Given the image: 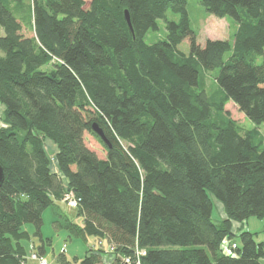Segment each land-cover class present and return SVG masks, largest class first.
<instances>
[{"label":"trees","instance_id":"trees-1","mask_svg":"<svg viewBox=\"0 0 264 264\" xmlns=\"http://www.w3.org/2000/svg\"><path fill=\"white\" fill-rule=\"evenodd\" d=\"M187 2L0 0V264L46 256L43 213L60 212L69 192L82 224L63 212L55 222L106 239L116 263L263 264L264 240L233 226L264 218V0H202L237 24L230 39L204 45ZM159 19L165 37L149 43ZM186 38L188 53L179 48ZM217 68L209 93L204 73ZM229 102L255 126L232 118ZM87 131L105 158L87 146ZM212 198L223 206L220 221ZM32 236L39 241L28 252ZM225 239L237 244L232 254ZM104 253L55 256L58 264H101Z\"/></svg>","mask_w":264,"mask_h":264},{"label":"rangeland","instance_id":"rangeland-1","mask_svg":"<svg viewBox=\"0 0 264 264\" xmlns=\"http://www.w3.org/2000/svg\"><path fill=\"white\" fill-rule=\"evenodd\" d=\"M87 4H89V0H86ZM187 9L189 12L191 27L197 33V40L199 43L204 45L206 39H230L233 33L237 29L236 21L233 17H217L207 12L205 9L202 0H188L187 2ZM170 18L178 20L179 15L169 13ZM159 29L149 31L146 36V41L149 43L155 42L157 40L163 39L166 34L165 29V21L162 19L158 20ZM0 35H4V31L0 25ZM179 48L188 53L189 52V39L186 38L183 42L179 45ZM0 53H2L0 49ZM228 56V55H227ZM264 61V55L258 57L257 62L262 63ZM46 69L47 66L42 67ZM219 73V69H212L208 70L204 73L205 80L207 83V90L211 93L216 87V76ZM226 109L230 112L232 118H234L239 124L244 126L245 128H253L255 124L247 118L244 113H242L237 105L233 102H229L226 105ZM3 108L0 104V126L3 124L1 116L3 114ZM260 130L264 134V123L260 125ZM85 142L87 146L95 151L97 155L101 158L106 157V150L102 143L93 136L90 132H85ZM52 144L55 147V144L50 139H46L45 146L49 156L52 159V165L54 166L56 163V149L52 150L49 146ZM56 148V147H55ZM213 200V211H212V218L215 221H220L224 216L225 213L223 212L222 205L220 201L216 198H212ZM60 212L68 215L72 220L77 223L82 224V217L76 214V209L72 206H69L67 203H58ZM60 212H58L53 206L48 207L45 209L43 213L44 224L42 227V232L45 237H51L52 243L51 245L47 246V259L49 260L50 264H58L56 260V254L61 251H65L66 255L69 258H73L74 256L83 257L88 249H97L98 240L94 236H87V237H79L73 234H70L69 230L59 225L56 220L59 219ZM224 213V214H222ZM24 228L28 230L31 234H33L34 226L31 223L25 224ZM251 230L253 232H257L256 239L258 241L264 240V218H257L251 217L247 221L243 222L242 225L234 224V230L237 232L240 230ZM33 241L38 243V238L32 236L31 240H25L24 243L27 247L28 252L31 250V246ZM227 241H225V244ZM100 249V248H98ZM102 249V248H101ZM104 250V249H103ZM35 253L32 252L29 256L31 259L37 260L38 264L39 261L37 258H33L31 255ZM29 254V253H28ZM114 264H122V260L117 262L115 259L113 260Z\"/></svg>","mask_w":264,"mask_h":264},{"label":"built area","instance_id":"built-area-1","mask_svg":"<svg viewBox=\"0 0 264 264\" xmlns=\"http://www.w3.org/2000/svg\"><path fill=\"white\" fill-rule=\"evenodd\" d=\"M65 200L67 201L68 205L69 206H72V207H75L77 205V201L74 197V195L69 192L65 195ZM225 241H227V243L225 244ZM224 247H225V252L228 253V254H232V251L234 248L237 247V244L236 242H230L229 240L225 239L224 240ZM33 258H37L38 261H39V264H50L49 263V260L47 259L46 256H41V255H38L36 252L33 253L31 255ZM122 264H143L141 262V260L139 259V257L137 258V260H135V262L132 261L131 257H128V256H125L124 258H122Z\"/></svg>","mask_w":264,"mask_h":264},{"label":"crops","instance_id":"crops-1","mask_svg":"<svg viewBox=\"0 0 264 264\" xmlns=\"http://www.w3.org/2000/svg\"><path fill=\"white\" fill-rule=\"evenodd\" d=\"M91 0H89V2H90ZM2 108H3V110H4V106L2 105ZM50 147H51V149L52 150H54V149H56L52 144H50L49 145ZM57 151V150H56ZM53 169L54 170H58V167H57V165H56V163H55V165L53 166ZM60 203H64L63 201H61V202H59V204ZM222 205V204H221ZM223 207V206H222ZM223 209V208H222ZM224 212V211H223ZM222 214H224V213H222ZM237 223H235V225H236ZM239 225H242V224H239ZM233 228H234V226H233ZM44 235V234H43ZM96 239L98 240V243H97V249L98 248H102V249H104L105 250V253L103 254V262L101 263V264H114L113 263V260L115 259V257L113 256V254L111 253V252H109V250H110V243L106 240V239H98L97 237H96ZM263 241V240H262ZM32 244H37V242L35 243L34 241H33V243ZM32 247V246H31ZM36 252V251H35ZM48 253V252H47ZM46 256H47V254H46ZM263 264H264V259H263ZM25 264H38V262H37V260H35V259H31V258H27V260H26V262H25Z\"/></svg>","mask_w":264,"mask_h":264},{"label":"water","instance_id":"water-1","mask_svg":"<svg viewBox=\"0 0 264 264\" xmlns=\"http://www.w3.org/2000/svg\"><path fill=\"white\" fill-rule=\"evenodd\" d=\"M125 17L127 19V22L129 24V26L131 27V21H130V14L129 12L126 10L125 11ZM93 129L95 130V132L106 142L109 143V141L107 140L105 133L103 131V129L101 127H99L98 124L94 123L93 124ZM5 178V172H4V168L3 166L0 164V185L2 184L3 180Z\"/></svg>","mask_w":264,"mask_h":264}]
</instances>
